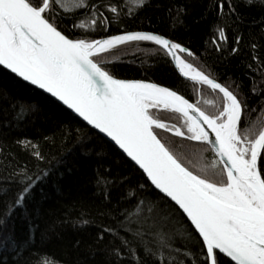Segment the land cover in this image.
Masks as SVG:
<instances>
[{
  "label": "snow or ice",
  "instance_id": "1",
  "mask_svg": "<svg viewBox=\"0 0 264 264\" xmlns=\"http://www.w3.org/2000/svg\"><path fill=\"white\" fill-rule=\"evenodd\" d=\"M144 5L145 0L99 6L81 0L77 8L95 10L97 15L87 16V27L84 22L73 23V28L84 30L77 35L66 34L54 22L53 9L61 6V0H0V66L49 93L110 138L150 181L140 189L158 190L152 198L132 192L130 206L116 210L122 217L120 227L103 228L99 239L105 232L113 236L108 255L118 264L126 256L135 264H264V123L254 132L246 119L256 109H249L229 86L184 59L181 54L196 57L181 43L141 31L89 38V28L106 30L99 7L117 14L110 24L121 15H131L133 6ZM215 6L222 16L235 12L230 0H216ZM240 40L238 36L236 44ZM132 41L159 46L183 77L222 94L221 106L209 113L169 87L115 78L105 66V54ZM227 41L224 28L217 25L206 43L222 51ZM161 111L178 114L182 122L179 126L165 122L158 115ZM161 131L181 138V148L185 141L207 145L215 158L205 160L201 151L191 152L200 161L194 171L188 166L190 150L170 147ZM35 155L42 158L39 151ZM19 183L21 190L5 218L14 206L23 204L35 180L22 169ZM108 183L104 181L105 188ZM4 223L0 219V225ZM29 244L0 236V248H10L20 257L17 264H54L47 256L26 259L23 253Z\"/></svg>",
  "mask_w": 264,
  "mask_h": 264
},
{
  "label": "trees",
  "instance_id": "2",
  "mask_svg": "<svg viewBox=\"0 0 264 264\" xmlns=\"http://www.w3.org/2000/svg\"><path fill=\"white\" fill-rule=\"evenodd\" d=\"M76 1L61 2L60 7L53 9L54 22L66 34L81 35L84 30L73 28V23L84 22L87 27V16L97 15L95 10L88 13L87 9L77 8ZM89 2L97 6L115 5L116 0ZM215 2L145 0L142 9L133 6L131 15H121L110 24L109 19L117 14L99 7V13L106 17V30L89 28V38L141 31L181 43L196 57L181 54L184 59L229 86L238 98L247 101L249 109H256L246 119L248 126L258 132L264 123V0H230L235 12L224 16ZM127 3L131 5L132 0ZM67 4L71 8H66ZM217 25L228 36V41L221 45L222 51L213 50L212 44L206 43ZM238 36L241 40L236 44ZM234 47L238 48L235 53L231 51ZM105 60L106 68L117 79L169 87L209 113L221 106L218 92L180 78L169 58L153 43L119 45L105 54ZM158 115L167 123L179 126L182 122L178 114L161 111ZM161 138L178 151L189 149L188 159L192 163L188 166L194 171L200 161L191 152L201 151L205 160L215 158L206 145L185 141L181 148V138L162 131ZM22 169L33 177L35 184L23 204L14 206L12 214L5 218L21 190ZM104 181L109 182L107 188ZM141 184L149 185L111 144L57 102L0 67V219L5 220L0 225V236L11 235L18 243L30 241L23 253L26 259L39 255L50 257L54 264H118L108 255L113 236L106 232L103 240L99 236L105 227H120L118 221L122 217L116 210L130 206L132 192L140 198L155 197L156 191L148 187L141 190ZM176 216L179 220V213ZM19 260L10 248H0V264H17ZM119 264L135 262L126 256Z\"/></svg>",
  "mask_w": 264,
  "mask_h": 264
},
{
  "label": "water",
  "instance_id": "3",
  "mask_svg": "<svg viewBox=\"0 0 264 264\" xmlns=\"http://www.w3.org/2000/svg\"><path fill=\"white\" fill-rule=\"evenodd\" d=\"M125 33H131V32H125ZM125 33H121V34H125ZM149 33H151V32H149ZM121 34H117V35H121ZM152 34H155V33H152ZM158 35V34H157ZM109 37H111V36H108V37H103V38H109ZM165 38V37H164ZM98 39H102V38H98ZM167 39V38H166ZM132 42H140V41H132ZM145 42H147V41H145ZM128 43H131V42H128ZM150 43H153V42H150ZM154 44V43H153ZM155 45V44H154ZM119 46V45H118ZM157 46V45H156ZM159 47V46H158ZM182 56V55H181ZM169 58V60H170V62H171V64H172V66H173V68H174V70H175V72L177 73V75L180 77V78H182L183 80H185V81H188V82H191V83H195V84H198V83H196V82H194V81H191L190 79H187V78H185V77H183L181 74H180V72H179V70H178V68H176L175 67V62L174 61H172L171 60V58L170 57H168ZM1 68H3V66H0ZM4 70H6L9 74H11V75H13V76H15L16 78H18L19 80H21L23 83H25V84H27L28 86H30V87H32V88H34V89H36V90H38V91H40L41 93H43L44 95H46V96H48L49 98H51L52 100H54L55 102H57L59 105H61L63 108H65L66 110H68L72 115H74L76 118H78L86 127H88V128H90L91 130H93L96 134H98L101 138H103L104 140H106L109 144H111L119 153H120V155L123 157V158H125L132 166H134L135 167V169L136 170H138L142 175H143V177L145 178V180H146V182L150 185V181H147V178H146V175H144L143 173H142V170H140L139 169V167L137 166V165H135V163L133 162V161H131V159L129 158V157H127V155L125 154V153H123V151L121 150V149H119V147L117 146V145H115V143L113 142V141H111V139L110 138H108V137H106V136H104V134H101V133H99V131L97 130V129H94L91 125H89L86 121H84L83 120V118L82 117H79L78 116V114L77 113H75L74 111H72L71 109H68L67 108V106L66 105H63V103L62 102H60V101H57L54 97H51V95L49 94V93H46V92H44L42 89H39V88H37L36 86H34V85H31V84H29L28 82H25V81H23L22 80V78H20V77H17L14 73H11V71L10 70H8V69H5V68H3ZM143 81V80H142ZM144 82H148V81H144ZM152 83V82H151ZM198 85H200V84H198ZM159 86H161V85H159ZM201 86H204V87H207L208 88V86H206V85H201ZM162 87H164V86H162ZM210 89V88H209ZM171 90V89H170ZM211 90V89H210ZM221 96H222V94H220ZM190 102V101H189ZM190 103H192V102H190ZM194 104V103H193ZM170 135H171V133H169ZM198 143V142H197ZM207 146V145H206ZM214 154V153H213ZM154 191H156V192H158V190H155L154 189V186H152L151 187ZM162 195V194H161ZM174 203V202H173ZM190 223V222H189ZM198 235V234H197Z\"/></svg>",
  "mask_w": 264,
  "mask_h": 264
},
{
  "label": "rangeland",
  "instance_id": "4",
  "mask_svg": "<svg viewBox=\"0 0 264 264\" xmlns=\"http://www.w3.org/2000/svg\"><path fill=\"white\" fill-rule=\"evenodd\" d=\"M75 0H61V2L63 3V2H69V3H73ZM81 2V0H77L76 2H75V4H74V6H77L79 3ZM64 4V3H63ZM73 6V5H72ZM66 8H71V5H68L67 4V6H65Z\"/></svg>",
  "mask_w": 264,
  "mask_h": 264
}]
</instances>
